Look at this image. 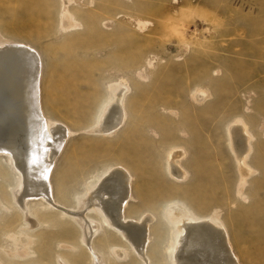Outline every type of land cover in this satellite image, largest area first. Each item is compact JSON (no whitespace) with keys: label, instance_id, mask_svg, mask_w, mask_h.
<instances>
[{"label":"rangeland","instance_id":"1","mask_svg":"<svg viewBox=\"0 0 264 264\" xmlns=\"http://www.w3.org/2000/svg\"><path fill=\"white\" fill-rule=\"evenodd\" d=\"M15 43L36 54L42 114L65 133L48 176L58 208L94 219L77 204L87 184L102 171L125 170L127 222L184 201L217 219L237 264H264V0H0V46ZM65 77L72 89L57 102L60 87L50 86ZM116 88L124 90V122L99 134L98 105ZM233 125L251 144L247 178L228 148ZM177 150L179 181L166 156ZM17 179L0 154V264H141L103 222L86 244L72 219L40 200L20 210ZM146 187L155 193L147 204L139 196ZM156 235H148L149 264L160 260Z\"/></svg>","mask_w":264,"mask_h":264},{"label":"bare ground","instance_id":"2","mask_svg":"<svg viewBox=\"0 0 264 264\" xmlns=\"http://www.w3.org/2000/svg\"><path fill=\"white\" fill-rule=\"evenodd\" d=\"M39 77V60L27 45L15 43L0 46V154L8 156L11 168L18 174L17 192L14 200L20 210L26 212L25 204L27 201L40 200L44 207L60 211L63 216L72 219L77 227L83 230L82 241L86 244L89 243L91 237L100 227L98 222H103L109 229L127 241L141 264H149L146 262L145 250L146 245L150 244L149 232L157 233V238L161 239L160 251L158 252L160 260L157 261L156 259V264H237L228 237L224 232L226 230H222L217 219L212 218V216L211 218L209 216H197L184 201L172 206L170 205L172 203H164L156 213L155 210L149 211L151 214L154 212V216L151 215V218L145 216V219L140 221L127 222L123 208L126 207V202L130 198V177L124 169V171L113 169L107 174L106 171H102L100 175L92 178V182L87 184L88 193L86 192V197L83 201L78 200L77 204L83 203L81 204L83 205L82 208L96 212L94 219L77 208L72 209V212H67L63 206L62 209L58 208V203L55 202L52 192H50L51 185L48 176L52 169L53 159L66 138L59 124L47 120L42 114L39 104ZM70 81L65 77L51 84L50 92L58 87L61 88H59L57 102L65 97L66 94L62 93L64 89H72L69 87V84H72ZM122 91L124 92L123 89ZM122 91L117 92V88L113 89L100 104L97 102L99 105L97 104L96 120H94L93 125L98 127L96 131H99V134H112L122 127L126 115L125 95ZM134 111H137V108ZM127 120L129 119L127 118ZM161 125H159L160 128ZM164 127L166 128V126ZM130 130L131 132L136 131H132V128ZM126 131L130 133L129 129ZM243 131L245 130L241 125L229 127L227 129V141L228 148L234 155L244 177L247 173L244 169V163L251 151V144L248 145V138H246L248 134L245 136ZM126 133L125 135L128 134ZM181 154L182 152L177 150L166 155L170 159V162H167L170 176L177 181L183 180L185 177L183 168L181 169L176 163ZM145 176L148 175L145 174ZM59 186L57 189L60 193ZM85 186L83 187L85 188ZM172 189L181 191L178 187H172ZM141 191L140 199L146 204L150 200L149 197L155 195L149 187ZM154 218L157 220V225L151 226ZM6 235L8 236V234ZM28 238L31 240L30 237ZM12 239L14 244L19 241L14 237ZM237 240L240 239L237 237ZM242 241L246 243L245 239ZM26 244H30V242L27 241ZM25 249L27 250L26 247ZM243 255L246 258L249 256L246 252ZM23 256L25 255L23 254ZM58 260L66 264L62 258H58ZM99 261L94 263H103L101 260Z\"/></svg>","mask_w":264,"mask_h":264},{"label":"water","instance_id":"3","mask_svg":"<svg viewBox=\"0 0 264 264\" xmlns=\"http://www.w3.org/2000/svg\"><path fill=\"white\" fill-rule=\"evenodd\" d=\"M1 153V152H0Z\"/></svg>","mask_w":264,"mask_h":264}]
</instances>
